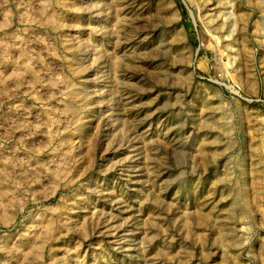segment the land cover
Masks as SVG:
<instances>
[{
	"label": "rangeland",
	"instance_id": "obj_1",
	"mask_svg": "<svg viewBox=\"0 0 264 264\" xmlns=\"http://www.w3.org/2000/svg\"><path fill=\"white\" fill-rule=\"evenodd\" d=\"M0 264H264V0H0Z\"/></svg>",
	"mask_w": 264,
	"mask_h": 264
},
{
	"label": "bare ground",
	"instance_id": "obj_2",
	"mask_svg": "<svg viewBox=\"0 0 264 264\" xmlns=\"http://www.w3.org/2000/svg\"><path fill=\"white\" fill-rule=\"evenodd\" d=\"M206 221V220H205Z\"/></svg>",
	"mask_w": 264,
	"mask_h": 264
}]
</instances>
